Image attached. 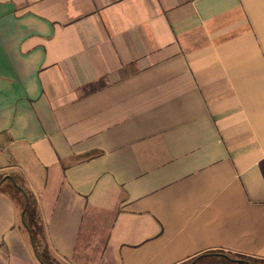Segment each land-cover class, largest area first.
<instances>
[{"label": "crops", "instance_id": "obj_1", "mask_svg": "<svg viewBox=\"0 0 264 264\" xmlns=\"http://www.w3.org/2000/svg\"><path fill=\"white\" fill-rule=\"evenodd\" d=\"M0 264L264 258V0H0Z\"/></svg>", "mask_w": 264, "mask_h": 264}, {"label": "trees", "instance_id": "obj_2", "mask_svg": "<svg viewBox=\"0 0 264 264\" xmlns=\"http://www.w3.org/2000/svg\"><path fill=\"white\" fill-rule=\"evenodd\" d=\"M0 193L8 195L19 206L23 215V223L30 232L34 245L38 247L44 240V228L35 197L16 175L7 178L0 175ZM179 264H264V258L211 250Z\"/></svg>", "mask_w": 264, "mask_h": 264}]
</instances>
